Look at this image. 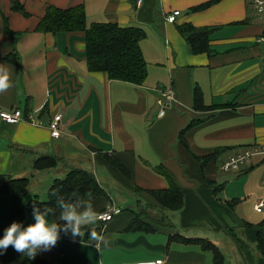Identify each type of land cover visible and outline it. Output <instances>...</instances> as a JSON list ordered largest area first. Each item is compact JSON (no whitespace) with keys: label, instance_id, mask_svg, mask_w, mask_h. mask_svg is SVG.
I'll return each instance as SVG.
<instances>
[{"label":"crops","instance_id":"1","mask_svg":"<svg viewBox=\"0 0 264 264\" xmlns=\"http://www.w3.org/2000/svg\"><path fill=\"white\" fill-rule=\"evenodd\" d=\"M0 0V64L11 72V86L0 92V112L21 110L23 120L0 119V185L28 181L27 198L45 201L57 179L73 169L92 173L104 196L85 198L96 221L73 239L61 232L50 251L38 254L50 264H215L214 254L182 239H205L221 254V264H264V154L244 168L220 166L245 148H264V15L252 0ZM23 6L27 15L13 10ZM83 6L87 26L113 23L145 33L140 48L147 65L141 86L90 72L83 32L39 33L46 7ZM179 11L174 24L166 17ZM209 27L210 54H192L178 26ZM8 27L10 34L5 32ZM12 56V61L6 57ZM178 104L158 118L156 100L168 88ZM202 103L194 106V91ZM56 115L60 136L49 125ZM200 122L179 135L190 123ZM251 146V147H250ZM53 168L35 169L41 158ZM210 157V159H208ZM163 167L181 189L184 205L168 211L153 192L168 188ZM11 194H0V237L13 222ZM122 212L106 223L97 215ZM62 209L48 219L62 225ZM139 214L149 230H133ZM98 229L108 241L89 239ZM258 238L263 242L259 248ZM1 264H30L11 246Z\"/></svg>","mask_w":264,"mask_h":264},{"label":"trees","instance_id":"2","mask_svg":"<svg viewBox=\"0 0 264 264\" xmlns=\"http://www.w3.org/2000/svg\"><path fill=\"white\" fill-rule=\"evenodd\" d=\"M221 0H212L192 9L199 11L208 8L210 5ZM13 10L27 15L23 6L18 3L13 4ZM180 36L185 40L189 52L192 54H210L209 45L212 29L209 27H194L192 25H182L176 27ZM39 33L83 32L86 45V62L90 72L106 73L109 80L122 81L141 86L147 79V65L144 60L140 42L145 38V33L136 27L121 28L113 23H94L87 26L86 13L83 6H74L67 9L46 7L44 16L36 26ZM5 32L10 34L8 27ZM12 35V34H10ZM12 56H7L12 61ZM202 103L201 93L195 89L194 106L199 108ZM200 122L190 123L180 132L179 141L185 144L184 133ZM210 159V157H208ZM57 160L51 157L41 158L35 161V169L53 168ZM157 172L165 177L169 182L167 189L153 192L156 201L168 211H178L183 208L184 198L181 189L173 183L171 175L163 167H159ZM28 181L26 179L9 180L0 185V194H11L13 196V206L10 218H29L33 215V206L40 207L41 210L60 208L58 201L61 199L71 203L85 198H97L104 196L105 192L99 186L94 175L88 171L73 169L67 172L64 178L57 179L48 191L47 199L27 198ZM133 230L147 229L139 214L134 215V219L129 226ZM100 235L98 229L92 230ZM86 236H89L87 234ZM184 243L194 244L201 249L213 252L215 264H221L220 251L205 239H182ZM259 248L263 249V242L258 238ZM29 260V259H28ZM30 264H50L38 255L29 260ZM1 264V263H0Z\"/></svg>","mask_w":264,"mask_h":264},{"label":"clouds","instance_id":"3","mask_svg":"<svg viewBox=\"0 0 264 264\" xmlns=\"http://www.w3.org/2000/svg\"><path fill=\"white\" fill-rule=\"evenodd\" d=\"M10 70L0 64V92L11 86ZM58 206L62 209L60 219L62 225L48 219V209L41 210L40 207L33 206V222L25 225L23 222L13 221L0 237V255H4L9 246L16 253H19L29 260L34 259L39 253L50 251L56 246L60 239L61 232L70 234L73 239L83 235L81 229L84 226L94 224L96 212L91 202L77 200L67 202L63 199L58 201ZM89 239L94 241L99 247L101 242L106 246L108 241L95 231L89 232Z\"/></svg>","mask_w":264,"mask_h":264},{"label":"built area","instance_id":"4","mask_svg":"<svg viewBox=\"0 0 264 264\" xmlns=\"http://www.w3.org/2000/svg\"><path fill=\"white\" fill-rule=\"evenodd\" d=\"M254 11L259 14L264 15V0H252L251 2ZM179 11H173L166 17V22L170 24H174L177 16H179ZM156 104L158 107L157 117L162 118L165 116L168 110H171L175 105L178 104L177 96L175 90L173 88H168L159 93V96L156 100ZM0 119L10 125L17 124L18 122L23 120V114L21 110H12V111H1ZM61 121V115H56L49 125V130L51 131V135L54 138L60 136L59 122ZM251 147V146H250ZM242 154H237L235 156L225 161L220 169L225 172H229L231 170H237L239 167L237 165L245 163L253 156H258L264 154V148H245L241 151ZM255 211L257 213H264V196L261 200H259L255 205ZM120 208L111 207L108 208L106 212L100 213L97 215V220L101 223L109 222L113 219L114 216L121 213ZM151 264H164L163 260H157Z\"/></svg>","mask_w":264,"mask_h":264},{"label":"rangeland","instance_id":"5","mask_svg":"<svg viewBox=\"0 0 264 264\" xmlns=\"http://www.w3.org/2000/svg\"><path fill=\"white\" fill-rule=\"evenodd\" d=\"M171 88H172V87H171ZM240 154H242V153H240ZM236 157H237V156H235V158H236ZM255 157H256V156H253L252 158H250V159H249L248 161H246L245 163L239 164V165H237V166L240 167V168H241V167L244 168V165H245L246 163L250 162L251 159L253 160V158H255ZM262 198H263V197H262ZM262 198H261V199H262ZM261 199H260V200H261ZM121 212H122V211H121ZM141 218H142V217H141ZM142 219H143V218H142Z\"/></svg>","mask_w":264,"mask_h":264}]
</instances>
